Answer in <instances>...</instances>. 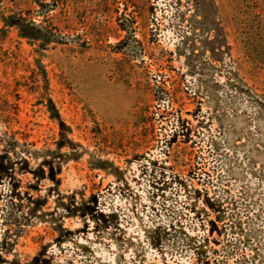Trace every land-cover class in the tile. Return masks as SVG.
Segmentation results:
<instances>
[{"label": "rangeland", "instance_id": "1", "mask_svg": "<svg viewBox=\"0 0 264 264\" xmlns=\"http://www.w3.org/2000/svg\"><path fill=\"white\" fill-rule=\"evenodd\" d=\"M5 151L0 264H264V0H0Z\"/></svg>", "mask_w": 264, "mask_h": 264}, {"label": "trees", "instance_id": "2", "mask_svg": "<svg viewBox=\"0 0 264 264\" xmlns=\"http://www.w3.org/2000/svg\"><path fill=\"white\" fill-rule=\"evenodd\" d=\"M6 151L4 152V155L0 156V178L1 177H7L9 176V173H11V167L8 165H6V158L9 159V154L6 153ZM47 167H49V172L47 174L46 171L44 170H39L38 173L36 174V177L39 179H45L46 177H48L51 181H53L55 184H58L60 182V180L57 178V174L55 172V170L52 168L51 166V163L50 162H46L45 163ZM25 169L27 168V163H25ZM17 187V186H16ZM16 187H14V191H16ZM31 197H29L30 199ZM31 201V205L33 207V209L35 210V208H38V207H41L44 205V202H40L39 199H35V200H32V198L30 199ZM210 201V200H209ZM10 207H11V210L7 213V216L9 218L10 221H16L17 222V216H16V213L13 211L16 207V205L14 204V202H10ZM93 207V206H92ZM219 212V216L218 218L222 219V216H220V210H218ZM212 226L214 228V231L215 229H218L216 228L215 226V223L212 222Z\"/></svg>", "mask_w": 264, "mask_h": 264}]
</instances>
